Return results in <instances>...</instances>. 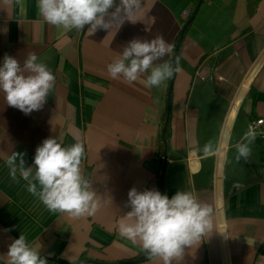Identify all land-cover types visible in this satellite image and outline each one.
Here are the masks:
<instances>
[{
    "label": "crops",
    "instance_id": "1",
    "mask_svg": "<svg viewBox=\"0 0 264 264\" xmlns=\"http://www.w3.org/2000/svg\"><path fill=\"white\" fill-rule=\"evenodd\" d=\"M197 3L142 0L132 21L89 36L45 22L37 0H0V64L5 54L23 64L35 52L56 78L43 108L29 115L7 105L0 93V264H8V246L20 234L47 264L126 262L144 253L139 242L120 236L119 224L130 211V188L159 191L170 80L147 88L142 75L128 85L110 78L107 65L133 37L160 34L175 47L193 12L176 54L180 70L172 78L164 194L191 192L211 205L215 229L228 236L214 230L172 264H264V61L234 118L219 177L217 152L205 159L196 151L210 140L219 146L228 105L264 50V0ZM172 55L164 59L172 62ZM258 119L263 122L251 155L237 162L235 145ZM49 137L65 147L83 143L80 168L96 193L95 214L50 212L27 191L26 181L10 178L5 160L12 151L24 153L25 166H31L36 147ZM134 264L162 261L146 256Z\"/></svg>",
    "mask_w": 264,
    "mask_h": 264
},
{
    "label": "clouds",
    "instance_id": "2",
    "mask_svg": "<svg viewBox=\"0 0 264 264\" xmlns=\"http://www.w3.org/2000/svg\"><path fill=\"white\" fill-rule=\"evenodd\" d=\"M36 6L45 22L69 31H87L91 36L132 21L142 8V0H37ZM120 48V56L107 65V73L128 85L143 75L145 87H159L180 70L178 60L174 63L164 59L173 54L174 46L160 34L151 39L133 37ZM55 83L52 70L35 52H28L23 64L5 54L0 64V93L7 105L25 115L43 108ZM257 135L253 126L244 132L235 145L237 162L248 161L250 145ZM218 150L211 140L196 148L205 159ZM24 155L12 151L6 158L9 176L15 182L18 176L26 181L27 191L50 212L67 213L75 218L95 214L99 207L96 193L80 168L85 155L82 142L65 147L56 138H46L36 147L31 166H25ZM125 203L130 211L126 213L127 220L119 224L120 236L133 244L139 242L146 256L159 258L162 264L181 260L186 248L194 249L216 230L213 207L200 202L191 192L178 190L169 197L155 189L138 191L132 187ZM7 257L8 264H47L39 248L31 247L23 234L9 244Z\"/></svg>",
    "mask_w": 264,
    "mask_h": 264
},
{
    "label": "bare ground",
    "instance_id": "3",
    "mask_svg": "<svg viewBox=\"0 0 264 264\" xmlns=\"http://www.w3.org/2000/svg\"><path fill=\"white\" fill-rule=\"evenodd\" d=\"M264 61V50L262 53L256 58L254 63L250 66L248 71L245 73L241 83L237 87L235 94L233 95L228 108L226 110L225 116L222 121L221 129H220V139H219V150L217 151L219 158L218 165V177L221 174V166L223 162V156L226 149L227 140L229 137V133L236 116V113L239 109V106L245 96L247 89L249 88L251 82L253 81L254 76L256 75L260 65Z\"/></svg>",
    "mask_w": 264,
    "mask_h": 264
},
{
    "label": "water",
    "instance_id": "4",
    "mask_svg": "<svg viewBox=\"0 0 264 264\" xmlns=\"http://www.w3.org/2000/svg\"><path fill=\"white\" fill-rule=\"evenodd\" d=\"M202 0H198L197 5H199V3ZM195 15V12H193V14H191V16L186 20V22L184 23V25L182 26L181 30H180V34H179V38L178 41L174 47V51H173V55H172V62L175 63L176 60V54H177V50L179 47V43L182 39L183 33L185 32L186 28L188 27V25L191 23V21L193 20ZM171 86H172V78L170 79V84L168 87V91H167V110H166V119H165V125L162 129V140L163 143L165 145L164 150L162 152V156H161V171L158 177V182H159V192L161 194H164V171H165V166H166V139H165V131H166V126L168 123V118H169V113H170V99H171ZM146 257V254L143 253L141 254L139 257L133 259V260H129L126 262H104V261H96V260H84L83 262H89V263H93V264H134V263H138L139 261L143 260ZM52 260L58 264H64L63 262H61L60 260H55V259H49Z\"/></svg>",
    "mask_w": 264,
    "mask_h": 264
},
{
    "label": "built area",
    "instance_id": "5",
    "mask_svg": "<svg viewBox=\"0 0 264 264\" xmlns=\"http://www.w3.org/2000/svg\"><path fill=\"white\" fill-rule=\"evenodd\" d=\"M185 15L188 16L189 14H188L187 12H185ZM201 79L203 80L204 77H201ZM262 122H263L262 119H258L257 121L250 123L249 126H253V127H255L256 130H257L258 125H260Z\"/></svg>",
    "mask_w": 264,
    "mask_h": 264
}]
</instances>
